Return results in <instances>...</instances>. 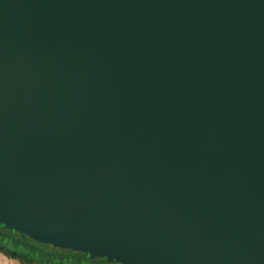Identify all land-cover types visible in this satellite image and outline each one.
Here are the masks:
<instances>
[{
  "label": "water",
  "instance_id": "obj_1",
  "mask_svg": "<svg viewBox=\"0 0 264 264\" xmlns=\"http://www.w3.org/2000/svg\"><path fill=\"white\" fill-rule=\"evenodd\" d=\"M0 224L264 264V0H0Z\"/></svg>",
  "mask_w": 264,
  "mask_h": 264
},
{
  "label": "trees",
  "instance_id": "obj_2",
  "mask_svg": "<svg viewBox=\"0 0 264 264\" xmlns=\"http://www.w3.org/2000/svg\"><path fill=\"white\" fill-rule=\"evenodd\" d=\"M0 244L23 259L46 264H118L106 262L103 258L93 259L82 252L57 248L52 244L10 230L2 224H0Z\"/></svg>",
  "mask_w": 264,
  "mask_h": 264
},
{
  "label": "rangeland",
  "instance_id": "obj_3",
  "mask_svg": "<svg viewBox=\"0 0 264 264\" xmlns=\"http://www.w3.org/2000/svg\"><path fill=\"white\" fill-rule=\"evenodd\" d=\"M0 264H46L38 261H29V259H23L16 253H12L8 249L4 248L0 244Z\"/></svg>",
  "mask_w": 264,
  "mask_h": 264
},
{
  "label": "flooded vegetation",
  "instance_id": "obj_4",
  "mask_svg": "<svg viewBox=\"0 0 264 264\" xmlns=\"http://www.w3.org/2000/svg\"><path fill=\"white\" fill-rule=\"evenodd\" d=\"M93 259H95V258H93ZM105 260V259H104ZM106 261V260H105ZM106 262H108V261H106ZM109 263H115V262H109ZM118 264H120V263H118Z\"/></svg>",
  "mask_w": 264,
  "mask_h": 264
}]
</instances>
